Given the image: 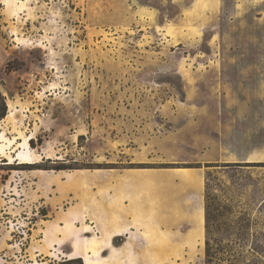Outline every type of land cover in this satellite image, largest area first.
I'll return each mask as SVG.
<instances>
[{"label":"rangeland","instance_id":"rangeland-1","mask_svg":"<svg viewBox=\"0 0 264 264\" xmlns=\"http://www.w3.org/2000/svg\"><path fill=\"white\" fill-rule=\"evenodd\" d=\"M4 112L0 264L75 249L88 264H264V0H0ZM187 167L204 173L208 244L169 252L167 214L148 208L160 197L141 186L140 252L113 254L94 181L193 179ZM70 177L81 189L60 190Z\"/></svg>","mask_w":264,"mask_h":264},{"label":"crops","instance_id":"crops-1","mask_svg":"<svg viewBox=\"0 0 264 264\" xmlns=\"http://www.w3.org/2000/svg\"><path fill=\"white\" fill-rule=\"evenodd\" d=\"M165 136L162 134L151 135L149 140L153 141L154 144L156 143L161 149L165 146ZM176 168L168 172L163 171L162 173H156L152 171L154 169H150V172L160 176L152 185L133 186L128 182V178L134 172V169L138 168L107 169L104 171L105 178L102 182L100 180L94 181L96 184L94 192L101 191L102 201L95 198V200L90 201V204L99 213L101 219V222H99L100 228L105 226L109 230L107 231L108 235L105 238V244L111 246L113 254L120 253L124 248L132 254L140 252L139 248L144 241V236L141 228L137 225L134 215L136 217L137 211L142 206L133 194L141 186L154 191L153 196L160 197V201H156V206L152 205L151 201L148 208L153 209L152 207H155L162 214H167V217L163 220L172 230V234L166 233L170 238V240H167L170 245L168 248L169 252L183 254L190 252L187 251L189 247L202 248L205 245L204 173L201 168L187 167L192 170L194 177L186 180L183 177V173L178 175L175 172ZM71 178L73 177L68 179L67 186L63 183L59 184V189L62 191L71 187L81 189L71 186ZM63 201L64 203L69 202L67 199H63ZM100 202H102V206L99 204ZM73 208V211H81L80 208ZM79 216V214L74 215L75 218H79ZM196 216L198 221H196ZM194 227H198V230ZM87 238L88 240L92 239V237ZM116 240L121 242L117 244ZM78 241L83 242V239L79 237ZM111 251H108V253L110 254ZM80 252L82 253V251L76 249L73 251L76 254L75 257H78L81 254Z\"/></svg>","mask_w":264,"mask_h":264},{"label":"trees","instance_id":"trees-1","mask_svg":"<svg viewBox=\"0 0 264 264\" xmlns=\"http://www.w3.org/2000/svg\"><path fill=\"white\" fill-rule=\"evenodd\" d=\"M5 112L0 114V119H2L5 116ZM63 167H60L59 169H62ZM205 209H206V229L207 225H208V220H209V203L207 201H205ZM206 243L208 244V242L206 241ZM206 256L210 257L211 254L209 252V249H206ZM66 258V259H65ZM56 260V259H55ZM50 264H83V260L80 257H73V258H69V257H64L61 258V260H56L54 262H51Z\"/></svg>","mask_w":264,"mask_h":264},{"label":"bare ground","instance_id":"bare-ground-1","mask_svg":"<svg viewBox=\"0 0 264 264\" xmlns=\"http://www.w3.org/2000/svg\"><path fill=\"white\" fill-rule=\"evenodd\" d=\"M30 139V138H29ZM31 140V139H30ZM30 140H28V141H26V143H25V146L26 147H31L30 146ZM29 162H31V161H26V163H29ZM79 249V248H78ZM81 250V249H80ZM81 253V252H80ZM63 254V253H62ZM55 257V256H54ZM66 257V256H65ZM78 257H80V258H82L83 259V261H84V264H88V258H87V256L86 255H84V254H79V256ZM56 258V257H55ZM62 258V257H61ZM61 258L60 257H58V258H56V260H61Z\"/></svg>","mask_w":264,"mask_h":264}]
</instances>
